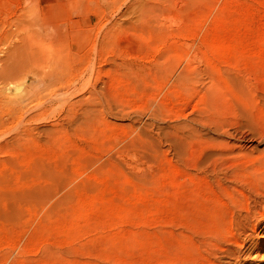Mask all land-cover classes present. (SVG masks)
<instances>
[{
    "label": "rangeland",
    "instance_id": "374dc122",
    "mask_svg": "<svg viewBox=\"0 0 264 264\" xmlns=\"http://www.w3.org/2000/svg\"><path fill=\"white\" fill-rule=\"evenodd\" d=\"M143 1L0 0V264H264V0Z\"/></svg>",
    "mask_w": 264,
    "mask_h": 264
},
{
    "label": "bare ground",
    "instance_id": "6f19581e",
    "mask_svg": "<svg viewBox=\"0 0 264 264\" xmlns=\"http://www.w3.org/2000/svg\"><path fill=\"white\" fill-rule=\"evenodd\" d=\"M141 1H143V0H141ZM145 1V0H144ZM143 1V2H144ZM137 2V1H136ZM142 2V3H143ZM193 2H195V1H193ZM135 3V2H134ZM133 3V4H134ZM140 2H138L137 3V5L139 6L140 4H139ZM141 3V4H142ZM145 3V2H144ZM136 5V4H135ZM144 5V4H143ZM146 5V4H145ZM150 5V4H149ZM190 5V4H189ZM140 6H142V5H140ZM177 6V5H176ZM151 7V6H150ZM193 7V6H192ZM147 8V7H146ZM135 9V8H134ZM141 9V8H140ZM159 9V8H158ZM138 10V9H137ZM150 10V9H149ZM148 10V11H149ZM131 11V10H130ZM137 12V11H136ZM147 12V11H146ZM160 12V11H159ZM181 16V15H180ZM165 17V16H164ZM183 17V16H182ZM135 18V17H134ZM186 18V17H185ZM109 20V19H108ZM158 20V19H157ZM136 21V20H135ZM163 21V20H162ZM159 22V21H158ZM6 88V87H5ZM9 88V87H8ZM262 137H264V136H262ZM262 139H264V138H262ZM261 139V140H262ZM231 144V143H230ZM228 146V145H227ZM231 146H233V147H240V145H237V144H231ZM231 146H230V148H231ZM232 147V148H233ZM241 154V153H240ZM239 154V155H240ZM248 154V153H247ZM261 154V153H260ZM218 155H219V153H218ZM238 155V154H237ZM251 155V154H250ZM225 156V155H224ZM229 156V155H228ZM261 156V155H260ZM221 157V156H220ZM241 157H243V156H241ZM240 157V158H241ZM245 157H248V156H245ZM253 157V156H252ZM251 157V158H252ZM256 158V157H255ZM259 158V157H258ZM219 159V158H218ZM249 159V158H248ZM247 159V161H249ZM257 159V158H256ZM261 159H264V158H261ZM244 160V159H243ZM246 160V159H245ZM244 160V161H245ZM218 161V160H217ZM220 161H222V160H220ZM219 161V162H220ZM225 161V160H224ZM229 161V160H228ZM246 162V161H245ZM214 165V164H213ZM247 165V164H246ZM223 166V165H222ZM213 168H215L214 166H213ZM212 169V168H211ZM242 169H243V167H242ZM211 171V170H210ZM216 171H218V170H216ZM221 171V170H220ZM220 171H219V173H220ZM211 172H213V171H211ZM214 173V172H213ZM216 173V172H215ZM214 173V174H215ZM225 174V173H224ZM220 175H222V174H220ZM213 176H215V175H213ZM220 177H223V175L222 176H220ZM224 178V177H223ZM262 197H264V196H262ZM261 199V198H260ZM257 200V199H256ZM254 201V200H253ZM254 203V202H253ZM257 203V202H256ZM258 203H259V205H261V203H262V201L261 200H259L258 201ZM255 204V203H254ZM256 205V204H255ZM259 207V206H258ZM260 207H264V206H260ZM254 209H256V208H254ZM262 209H264V208H262ZM262 209H261V213L259 212L257 215V217H254V220H255V222L253 223V219L252 218H250L249 216V214L247 213V215H249V216H246L245 214H243L244 216L242 217V218H240V221H242L243 223H244V225L246 226V224H248V226H251V230H255V226L257 225V223H259V222H264V213H262V212H264V211H262ZM253 211V210H252ZM257 210H255L254 212H256ZM253 213V212H252ZM257 213V212H256ZM239 214V213H238ZM254 214V213H253ZM252 214V215H253ZM237 215V214H236ZM240 215V214H239ZM256 215V214H255ZM233 218V217H232ZM236 219H238L237 217H236ZM235 219V220H236ZM239 221V220H238ZM238 221H236V222H238ZM239 221V222H240ZM234 225H235V223H233ZM232 225V224H231ZM239 226V225H238ZM234 228L236 227V226H233ZM242 227V226H241ZM242 228H244V227H242ZM239 230V229H238ZM238 230H237V228L235 229V230H233V228H230L229 229V233H230V237H224V236H222L220 239H219V237L218 236H215V237H218V239L220 240V242L222 241L223 243H215L214 245H213V243H211V246L212 247H210V250H209V253L211 254V256L213 257V259L212 260H210V263L209 264H224L223 262H220V260H219V256H226V257H228V258H231V259H235L236 257H238V252L239 251H237V250H235V249H231V247L232 246H235L236 248H238V250H241L243 247H244V245H245V242L247 243L248 241H245L244 239H242V238H240V233L242 234V233H244V232H242L241 230L242 229H240V232H239V234L237 233L238 232ZM247 230V229H246ZM226 233V232H225ZM227 234V233H226ZM245 234H246V231H245ZM245 236V235H244ZM250 238V237H249ZM246 239V238H245ZM248 239V238H247ZM246 239V240H247ZM216 241V240H215ZM211 242V241H210ZM241 252V251H240ZM221 258V257H220ZM238 258H236L235 259V262L233 263V262H231L230 260L229 261H227V262H231V263H233V264H238V260H237ZM240 260V259H239ZM230 263V264H231ZM229 264V263H228Z\"/></svg>",
    "mask_w": 264,
    "mask_h": 264
}]
</instances>
